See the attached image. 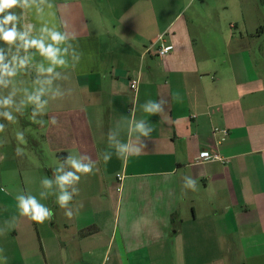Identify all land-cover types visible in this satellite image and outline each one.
Returning <instances> with one entry per match:
<instances>
[{"label":"crops","instance_id":"1","mask_svg":"<svg viewBox=\"0 0 264 264\" xmlns=\"http://www.w3.org/2000/svg\"><path fill=\"white\" fill-rule=\"evenodd\" d=\"M178 1L52 0L67 5L83 56L69 81H55L72 95L35 125L57 162L84 153L99 171L81 176L72 218L50 195L40 202L54 216L33 222L19 216L14 189L3 194L0 228L17 221L0 236V264H264V32L253 35L264 25L247 29L242 14L235 22L218 12L188 17L191 0ZM60 16L44 19L59 24ZM25 22L39 27L31 13ZM160 98L169 101L164 114L141 110ZM133 102L135 118L155 131L140 155L120 158L107 133L128 140L122 118ZM201 150L221 160L200 162ZM104 151L113 153L106 163ZM184 176L196 179V191L182 188Z\"/></svg>","mask_w":264,"mask_h":264},{"label":"clouds","instance_id":"2","mask_svg":"<svg viewBox=\"0 0 264 264\" xmlns=\"http://www.w3.org/2000/svg\"><path fill=\"white\" fill-rule=\"evenodd\" d=\"M67 5H56L52 0H0V119L10 124H17L19 117L24 116L27 110L31 114L27 117L31 123L44 127L43 119L48 115L50 104L63 101L72 95L71 87H62L55 81L70 80V70H74L83 56L77 42L78 34L71 29L69 22L64 18ZM60 12L59 24L49 23L45 16L56 17ZM33 14L36 23L25 22L29 14ZM170 49H164L169 51ZM39 57V59H37ZM34 74V78H33ZM24 77L31 80V87L27 85ZM19 97V98H18ZM177 92L173 100H179ZM169 101L165 98L159 100L149 99L141 105V110L152 115L165 113V106ZM135 102L131 109L130 118H122L127 121L128 140L119 138L116 129H109L107 133L108 143L115 150L117 157L123 158L132 155H140L146 148V140L151 138L155 128L148 119H136ZM39 117V118H38ZM47 123L56 126L58 119L55 115H49ZM120 124H116L119 128ZM7 125L0 124V133H5ZM17 146L15 154L22 156L27 140L22 130L15 133ZM9 141L5 136L0 139V147ZM112 152L104 151L98 156L105 163L111 160ZM200 157L206 162L219 159L211 157L208 152H201ZM6 157L0 155V161ZM97 161L88 154L69 153L53 168L52 178L45 176L41 180V199L55 196V202L64 210V215L72 218L79 209L70 207L74 196L79 195L78 184L82 175H90L98 172ZM182 188L185 190H197V181L191 176H184ZM55 189V191H53ZM17 212L20 217H25L33 222L43 224L54 216L51 208L40 202L37 196L31 193L20 192L14 197ZM17 217L5 220V227L0 228V236H3L16 225ZM0 248V254L3 253ZM6 261V257L0 256Z\"/></svg>","mask_w":264,"mask_h":264},{"label":"rangeland","instance_id":"3","mask_svg":"<svg viewBox=\"0 0 264 264\" xmlns=\"http://www.w3.org/2000/svg\"><path fill=\"white\" fill-rule=\"evenodd\" d=\"M194 10H199L198 16L203 14L202 12L208 11L215 17L222 15L224 16V20L234 22L242 14L241 18L237 19V21L239 23L243 21L247 29H249L248 25L252 27L256 22L264 25V0H191L183 9L184 15L189 17ZM262 32L264 30L258 27V32L256 30L253 31V35L255 36V34H261ZM262 39H264V36L261 37ZM24 79L27 85L31 87L30 78L24 77ZM30 114L28 109L24 116L18 118L19 122L17 124H10L0 119V124L7 125L5 133H0V139H4L6 136L9 141L0 147V155L6 157L0 161V197L14 189L16 193H31L42 201L39 197L41 190L38 187L36 179L39 178L41 182L45 176L52 178L53 168L58 163L57 160H59L60 154L52 155V153L45 149L38 127L27 118ZM44 120L46 121V119ZM17 130H22L27 140L26 145H20L25 148V153L22 156L15 154L17 146L15 133ZM35 169H37V173H34ZM0 211H3L2 206Z\"/></svg>","mask_w":264,"mask_h":264},{"label":"built area","instance_id":"4","mask_svg":"<svg viewBox=\"0 0 264 264\" xmlns=\"http://www.w3.org/2000/svg\"><path fill=\"white\" fill-rule=\"evenodd\" d=\"M172 49V46L170 45V44H167V45H160V46H158V48H157V54L159 55V56H163V55H165L166 53H168L169 51H164V49ZM129 86H130V88L131 89H135L136 88V86H137V80L136 79H131L130 81H129ZM219 129H217V128H213V131H218ZM221 132H223V133H226V131L223 129V130H221ZM208 152L209 154H210V156L211 157H219L218 156V154L217 153H215V152H211V151H208V150H201L200 152H199V154H198V157H197V160L198 161H205L203 158H201L200 157V153L201 152ZM214 160H221V158L219 157V159H214ZM214 160H211V161H214ZM119 177V176H118ZM119 179H120V177H119Z\"/></svg>","mask_w":264,"mask_h":264},{"label":"trees","instance_id":"5","mask_svg":"<svg viewBox=\"0 0 264 264\" xmlns=\"http://www.w3.org/2000/svg\"><path fill=\"white\" fill-rule=\"evenodd\" d=\"M3 45H0V47H2Z\"/></svg>","mask_w":264,"mask_h":264}]
</instances>
